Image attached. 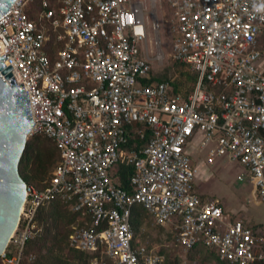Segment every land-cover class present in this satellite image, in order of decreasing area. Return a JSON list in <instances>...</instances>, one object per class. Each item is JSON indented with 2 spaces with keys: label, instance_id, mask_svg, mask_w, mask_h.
I'll return each mask as SVG.
<instances>
[{
  "label": "built area",
  "instance_id": "obj_1",
  "mask_svg": "<svg viewBox=\"0 0 264 264\" xmlns=\"http://www.w3.org/2000/svg\"><path fill=\"white\" fill-rule=\"evenodd\" d=\"M32 1L15 0L0 17V56L7 54L16 83L24 84L34 121H45L29 137L51 138L61 161L43 188L27 183L2 263L23 264L28 242L40 234L41 208L58 199L92 218L90 227H73L70 245L101 249L116 264L164 261L145 244L134 245L138 204L177 230L186 251L202 244L232 264L263 259L264 237L219 199L197 192L198 169L187 148L200 133L208 163L228 156L241 164L239 180L252 183L264 203V0H167L170 57L200 74L187 97L168 81L145 82L153 61L163 65L166 54L158 37L151 56L140 2L41 0L31 16ZM136 123L151 137L126 153L134 167L128 191L115 181L114 168L131 133L146 135Z\"/></svg>",
  "mask_w": 264,
  "mask_h": 264
},
{
  "label": "rangeland",
  "instance_id": "obj_2",
  "mask_svg": "<svg viewBox=\"0 0 264 264\" xmlns=\"http://www.w3.org/2000/svg\"><path fill=\"white\" fill-rule=\"evenodd\" d=\"M134 1L140 2L145 11L151 56H155L157 48L154 42L158 37L161 39L162 49L166 54L163 65L153 61V76L157 81H160L165 77H169L172 63L170 57V53L173 50L171 10L167 0ZM153 22L160 26L159 30H153ZM212 145L214 146L215 144ZM26 149L29 152L30 165L38 157H47L46 178H49L58 161V150L55 142L46 136L29 137ZM198 152L200 156L196 150H188L190 157L193 159L192 161L198 169L195 183L197 192L204 200L219 199L233 218H246L253 225L259 224L260 229L264 231V203L255 194L252 183L239 180V176L245 171L244 167L238 162L232 161L228 156L217 157L216 162L210 164L207 160L209 148L199 149ZM53 162L55 163L53 164ZM24 168L26 167L24 166ZM51 210H53L52 207L48 208L46 213ZM55 211L56 215L48 216L47 222L38 221L40 234H43L46 226L49 225L53 226V234L61 233L64 239L73 227L78 225L79 219L75 218L68 206L60 205V208ZM140 222L141 228L137 236L141 243L148 244L155 252H160L166 264L171 262L175 264H222L215 254L206 248H199L193 251L184 250L175 242L171 227L156 224L147 212L143 213ZM65 252H67V248L64 246ZM70 261L75 264L96 263V259L90 260V262H80L79 259L71 258ZM105 263L113 264L107 259Z\"/></svg>",
  "mask_w": 264,
  "mask_h": 264
},
{
  "label": "trees",
  "instance_id": "obj_3",
  "mask_svg": "<svg viewBox=\"0 0 264 264\" xmlns=\"http://www.w3.org/2000/svg\"><path fill=\"white\" fill-rule=\"evenodd\" d=\"M40 3H41V0L32 1L31 5L28 8V12L30 13L31 16H34L37 14L38 5ZM171 59H172V63H171L169 77H165L164 79L157 81L156 78L153 76V68H152L150 75L148 78L145 79V82L147 84H155L161 81H168L171 84L172 91L175 94H181L184 97H187L191 93H193L194 90L196 89L198 82H199L200 74L192 70L189 64L179 62L173 58ZM133 128L136 129V128H145V127L142 124L136 123L133 125ZM145 131H146L145 132L146 135L144 138H141V136L136 134L134 131L131 133L129 142L123 148V152H124L123 157L120 159L119 163L116 164L114 168L115 173H116L115 181L117 182L119 186L123 187L124 189L128 191L132 190L130 179L134 173V167L132 164L128 162L126 153L131 148H135L139 150L148 143L151 137V132L148 128H145ZM40 136H45V135H40ZM55 145L58 150V161H57V164H55L54 166V170L56 169V167L61 161L60 150L56 143ZM46 161H47V157L42 156V157H38L37 160L32 165H30L29 152L27 149L25 150L21 163H20V172L23 178L27 181V183H33L37 187L43 188L47 183L51 181L54 170L49 176V178H46V175H47ZM54 163L55 162H53V164ZM24 166L26 168H24ZM60 205L68 206L71 209L75 218L79 219V223H78L79 226L90 227L92 225L93 223L92 218L89 215H87L85 212L74 211L72 209L71 203L61 200V199L46 203L41 208L38 214V218H37L38 221L47 222L48 216L56 215L55 210H58V208H60ZM51 207L53 208V210H51L49 213H46V210ZM144 212H147V214L151 216L154 222L158 224L155 217L143 205L141 204L135 205L133 207V213H132V224L135 230L134 245L136 246L142 245L141 240L137 236V233L141 228L140 220L143 217ZM246 223L248 226H250L254 230L256 234L264 237V231L260 229V227L258 226L259 224L253 225L247 221ZM52 228L53 226L47 225L43 234L38 235L37 237H35L34 239L28 242L26 251H25V259H24L23 264H75L74 262L70 261L71 258L79 259L80 262H84V261L90 262V260L97 259V262L95 264H107L105 263V260L107 259V260H110L113 264H116L106 253L102 252L101 249L95 252H85V251L74 249L69 243V237L73 229L67 234L66 238L63 239V237L61 236V233L53 234ZM171 230L173 233V238L175 242L177 243L178 231L173 230L172 228ZM64 246L67 248V252L65 253H64ZM146 246L148 250L154 251V249L151 248L148 244ZM199 248H206L209 251H211L213 254H215L216 258L222 264H232L231 262L222 260L215 249L205 247L202 244L196 246L191 251L199 249ZM262 249L264 251V243H262ZM156 253L161 254L160 252H156ZM32 256H35V259L31 260L30 257ZM0 262L1 264H3L1 257H0ZM162 264H166L165 259ZM170 264H175V263L171 262ZM255 264H264V258L258 260Z\"/></svg>",
  "mask_w": 264,
  "mask_h": 264
},
{
  "label": "water",
  "instance_id": "obj_4",
  "mask_svg": "<svg viewBox=\"0 0 264 264\" xmlns=\"http://www.w3.org/2000/svg\"><path fill=\"white\" fill-rule=\"evenodd\" d=\"M14 2L0 0V17ZM6 55L0 56V256L18 226L26 199L27 181L20 163L29 133L37 122H45L34 121L29 94L23 83H16Z\"/></svg>",
  "mask_w": 264,
  "mask_h": 264
},
{
  "label": "crops",
  "instance_id": "obj_5",
  "mask_svg": "<svg viewBox=\"0 0 264 264\" xmlns=\"http://www.w3.org/2000/svg\"><path fill=\"white\" fill-rule=\"evenodd\" d=\"M201 139H202V135L200 134V133H198L196 136H195V138H193V140L190 142V144L188 145V150H190V149H192V150H196V152L198 153V155L200 156V153L198 152V150L199 149H202V148H200V141H201ZM224 207V206H223ZM224 209L226 210V211H228L225 207H224ZM244 219H246V218H244ZM247 220V219H246ZM245 220V221H246ZM248 221V220H247ZM249 222V221H248Z\"/></svg>",
  "mask_w": 264,
  "mask_h": 264
}]
</instances>
